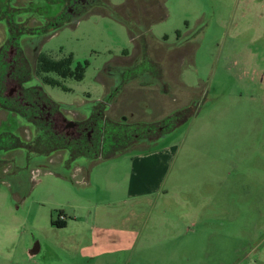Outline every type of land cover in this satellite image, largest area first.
Masks as SVG:
<instances>
[{"label":"rangeland","instance_id":"1","mask_svg":"<svg viewBox=\"0 0 264 264\" xmlns=\"http://www.w3.org/2000/svg\"><path fill=\"white\" fill-rule=\"evenodd\" d=\"M69 1L12 0L26 12L20 48L30 58L29 85L52 109L81 124L96 118L100 151L69 158L38 141L36 151L11 148L0 135V264H264V0H81L69 20L48 26ZM127 20L132 28L145 22L139 37ZM6 28L0 23V46ZM40 52L71 56L72 69L87 62L83 77L51 72L61 84L44 83L33 69ZM104 84H113L108 93ZM141 130L151 142L137 140ZM11 131L34 140L31 124L0 107V132ZM114 149L125 150L109 156ZM148 153L160 155L166 175L150 174L141 199L129 190L137 184L130 164ZM74 164L100 180L91 175L86 185L72 176ZM165 192L190 202H162Z\"/></svg>","mask_w":264,"mask_h":264},{"label":"flooded vegetation","instance_id":"2","mask_svg":"<svg viewBox=\"0 0 264 264\" xmlns=\"http://www.w3.org/2000/svg\"><path fill=\"white\" fill-rule=\"evenodd\" d=\"M80 1L81 0H70L67 7H62L50 22L49 20H46L48 21L46 24L55 26L54 24L56 22L60 23L64 22L65 20H69L67 18L74 15L77 10L82 9ZM45 2L53 4L52 0H45ZM29 6L32 7L34 6V4L32 3ZM22 14L26 15V12L22 10L21 7L18 8L14 4H12V0H0V23L4 24L7 27V42L2 43L0 46V107L5 108L7 112L11 114L14 113L15 117L17 116L20 121L22 120L26 122V124H31V127L34 131V140H31L30 142L23 140L21 141L20 137L13 131H11V133L0 132V135L5 137L7 143L11 148H15V143L20 142V145L28 144V150L36 151V149L38 148L37 140L40 134L45 133L46 136H51L53 133L52 128L54 126V128H58V126H61L62 129L65 130V136L63 135L64 138L67 137L69 139V136H71L74 140L84 138L86 142H90L87 143V147H85L84 145V148L89 149L90 147H92V145H94L95 140H92L94 139L95 133L99 129V126L96 124L94 117H91V122H89V120L82 124L80 122H76L73 127H68V125L62 120L64 118L63 115L60 114L58 110L56 111L52 109L51 105L47 103L48 100L41 94V88L38 85H29L32 82V71L30 70L31 66L29 65L30 58L27 59L24 52H22L20 48L21 37L23 35L29 34L24 22L18 20L20 19ZM43 29H45L44 26L39 27V29L37 28V31L32 32V34H41L44 32ZM45 31H48V29ZM37 56L38 55H36V58L34 60L33 69L36 74L39 75L36 66ZM30 57L32 56L30 55ZM130 69L131 66L129 67L127 65L121 67V70L119 69V75H123L126 72L129 73ZM40 79L41 81H43L41 76ZM6 103H9L10 106H7ZM57 114L60 116V119L55 118V115ZM93 114L95 115V112H93ZM88 123L93 124V127L90 128V131L95 133H93L92 135L88 131H86V127H89ZM159 127L161 128L162 126ZM143 139L145 140L144 137ZM48 142L50 141L48 140L44 143H47L45 148H47V146L49 145ZM44 144L39 142L38 145L43 148L42 145ZM44 150L47 151V149Z\"/></svg>","mask_w":264,"mask_h":264},{"label":"trees","instance_id":"3","mask_svg":"<svg viewBox=\"0 0 264 264\" xmlns=\"http://www.w3.org/2000/svg\"><path fill=\"white\" fill-rule=\"evenodd\" d=\"M149 19L151 20V18H149ZM156 20H159V18L156 17L153 21H156ZM151 21H149V22H151ZM149 22H147L146 24L142 25L144 31H148L146 28H148L147 25H149ZM142 23H145V22H141V24ZM141 24L137 25V23H135V26H134L135 28H132L131 23H129L128 20L126 21V25H127L128 29H129V33H130V35H133L132 36L133 38L139 37L138 35H140V34L138 32V28H140ZM134 30L136 31V34L132 33V31H134ZM148 33H149V31H148ZM70 59H71V56H68L67 58H62V59H53L49 55L40 52L38 54V56H37V59H36V66H37L38 73L41 76L42 80L45 83H48V84H51V85L61 84L60 81H58V80H56V79H54V78H52V77H50L48 75L51 72L55 73L57 76H59L61 78L72 77V78H74L76 80H80L83 77L84 65L87 64V62H85V64H81V63L77 62L75 67L72 69L71 65H70ZM94 119H96V118L94 117ZM90 120L92 121V118ZM105 120H108V119L105 118ZM163 121L164 120L161 119L159 121L151 123L150 124L151 126H149L150 130L156 129L157 127L152 128L155 125L164 126L163 125L164 124ZM101 130H102V128L99 127L98 131L95 133L94 139L92 140V141L95 140L94 141V145H92V147L89 148V150L91 152H93L94 155L97 154V151H100V150H97L95 148L97 147V140L96 139L100 136ZM138 132H139V130H138ZM140 132H141L140 135H139V133H136L135 137H137V140L138 139L144 140L143 137L145 138L146 141H150L151 140L150 137H148L149 135L146 133L145 130H141ZM147 132L149 133V131H147ZM131 135H133V133H131ZM132 137H134V136H132ZM61 139H64L65 142H63V140H61ZM48 140L50 141V142H48L50 146H47V148H46L48 152L49 151L50 152L54 151L56 149H62V150L65 149L66 151H69L68 153H69V156L71 158H74V157L80 156V155H89L90 156V154L87 152V149L84 148V145H85V147H87V145H88L87 143H90V142H86L84 140V138H81L79 140H74L72 138V140H70L67 137L64 138L61 134L52 133L51 136H46L45 133H43V134H40V136H39L37 141L44 144ZM129 143L131 145L133 144V142H129ZM46 145H47V143H46ZM126 145H124V148L126 147ZM14 147L15 148H17V147H20V148H27L28 147L29 148V145H27V144L20 145V142L19 143L17 142V143H15ZM83 150H85V151H83ZM117 150L119 151V149H117ZM117 150L114 149L113 153L115 151H117ZM113 153H111V154H113ZM52 224L56 225L58 227H61V226L64 225V222H62L60 220H53Z\"/></svg>","mask_w":264,"mask_h":264},{"label":"crops","instance_id":"4","mask_svg":"<svg viewBox=\"0 0 264 264\" xmlns=\"http://www.w3.org/2000/svg\"><path fill=\"white\" fill-rule=\"evenodd\" d=\"M154 22H156V21H154ZM148 31H149V29H148ZM151 37H152V35H151ZM133 51L135 52L134 48H133ZM124 55H125V57H130L131 54L127 53V54H124ZM110 85H111V87L113 86V84H104L105 93L109 90V87L108 86H110ZM181 86H184L185 88H188L189 87L187 84H181ZM146 87L151 88V86H146ZM162 93L164 94L165 92L162 91ZM159 103H160V101H159ZM112 105H113V103H111V106ZM116 115H119V114H114L113 116L117 117ZM163 116H162V118H163ZM124 150L125 149L119 150V151L117 150L113 154H111L110 156L116 155V153L119 155L121 152H124ZM65 153H66V155L68 154L66 150H65ZM68 157H69V154H68ZM160 159H161V157H160L159 154L148 153V154H145V155L138 156V157H136V159L132 160V163L130 164V179H134V177H136L137 184H138V185L136 184V185H134V186H132V187L129 188V190H131V193L133 194V196H135V195H137L139 197L141 196L140 198L142 199V197L144 195L150 194V192H149V185H148V183L150 181V179H149L150 178V174H152L151 179L154 177L156 180L160 179L161 176H165L166 175V171H165V169L163 170V167H162V165H165V164L163 162H161ZM58 163H61V161H59ZM118 168H119V166H117V169ZM89 170L90 169H86L84 166H81L79 164H74L71 171H72V174H74L75 176L78 173L79 175H81L82 177H84L85 178V184L86 185H90V182H91L90 180H91V175L92 174H91V171H89ZM55 174H56V176L58 178L61 179V181L65 182L64 176H62L60 173H55ZM92 176L94 177V181L100 180L96 176H94V175H92ZM102 181L103 180L101 179V182ZM134 187H135V191H136L135 193L133 191ZM12 194L13 195L14 194H17V192L14 191V192H12ZM167 194H169V193L168 192H165L163 194L158 195V197L159 198L161 196L163 197L162 202L170 201L172 198H178L179 199L178 202L175 203L174 205L180 206L181 208H184L186 206L187 202H190V201L184 199V197H183L182 194H176V195H167ZM161 207H163L162 210H161V213H165L166 214L167 213V206L165 204H162L161 203ZM189 207H190V212H193V207L194 206H192V203L189 204ZM179 211H182V210H179ZM195 211H196V209H195ZM131 214L134 215L135 214V211L134 210L131 211ZM165 214L162 217L163 219H166L167 218L165 216ZM52 221H53L52 218H50L48 220V222L51 225H53L52 224ZM62 222H64V225L61 226V227L66 226L67 223L64 220H62ZM162 224H163V222H162ZM33 226L35 227V225H33ZM188 232L192 233L193 231H189L188 230ZM118 233L121 234L120 237H122L123 234H124L122 231H118L117 234ZM132 235H133V233H132ZM7 237L10 238L9 235ZM125 245H123L122 242H120L118 244H115V247L117 249H120V248H125ZM0 248H1L0 249V252H3V254H5L4 251H2L3 248L1 246H0ZM102 250L105 251L104 249H102ZM97 252H98V250H97ZM94 254H96V253H94ZM262 259L260 260L261 261L260 263H262Z\"/></svg>","mask_w":264,"mask_h":264},{"label":"built area","instance_id":"5","mask_svg":"<svg viewBox=\"0 0 264 264\" xmlns=\"http://www.w3.org/2000/svg\"><path fill=\"white\" fill-rule=\"evenodd\" d=\"M38 172H39V170L37 169V170H31V176H30V178L31 179H35L36 178V176H37V174H38ZM72 176H74L75 177V175L74 174H72ZM82 181L84 180L83 179V177H82V179H81Z\"/></svg>","mask_w":264,"mask_h":264},{"label":"water","instance_id":"6","mask_svg":"<svg viewBox=\"0 0 264 264\" xmlns=\"http://www.w3.org/2000/svg\"><path fill=\"white\" fill-rule=\"evenodd\" d=\"M62 120H63V122H65L68 125V127H73V125L76 124V122L73 120H67L65 118H63Z\"/></svg>","mask_w":264,"mask_h":264}]
</instances>
